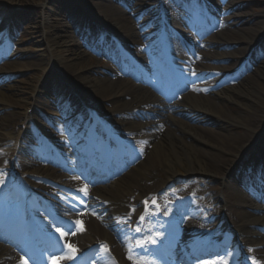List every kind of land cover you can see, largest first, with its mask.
Wrapping results in <instances>:
<instances>
[{
	"label": "bare ground",
	"instance_id": "6f19581e",
	"mask_svg": "<svg viewBox=\"0 0 264 264\" xmlns=\"http://www.w3.org/2000/svg\"><path fill=\"white\" fill-rule=\"evenodd\" d=\"M18 2L21 5H31V7H43L44 12L39 17L41 23L45 24L46 36L50 38L44 45L48 48L52 62L60 60L56 49L60 46L62 36L57 34V31L66 25L64 20H84L88 22L89 19L99 20L97 17L107 15L108 20L113 22L111 17L113 15L117 22L126 23L123 28H116L115 30L127 40H131L134 37L136 42L137 33L134 31L132 19L125 16L124 10H121L112 0H93L94 5L90 6L94 9L93 16L88 13L83 14V11L86 10H82L73 1H69L68 10L64 13L62 10L59 12L60 2H64L61 0H18ZM17 5V0H0V16L3 15V22L1 23H5L6 19H11L9 34H13L14 38L15 34L17 35L19 32L18 26L27 17L26 15H21L22 13L18 9L14 12L6 8H17ZM205 7L208 9V25H202L192 18L191 15H188L187 7L184 11L177 12V15L179 14L177 16L179 17V23L182 26L181 30L187 34V38L190 41V50L193 53L194 49L198 50L199 54L196 55L198 64H205L208 59L217 63H227L225 66L219 65L215 67H210L211 65L208 64V68L201 71L203 76H219L221 78L222 74H219L220 68L233 69L234 73H232V76L231 74L227 75L235 86L228 87L224 83L219 85L215 79L208 81L207 91L200 90L197 85H191L188 90L189 95L186 97V103H176V107L172 108V110L186 115L195 124L179 120L171 114L169 115L165 112L167 110L170 111L169 106L158 103L152 97L145 96L144 89L140 87L124 88L119 83H106V80L96 78L93 72L90 73L89 69H92L90 63L85 64V60L90 58V54L81 48L78 39L72 38L70 40L69 44L71 47L69 51L71 59H79V62L80 59H83V62L79 63L82 67H78L77 70L83 73L89 72L91 76L95 77L81 74L79 75L80 79H77L84 83L81 88H89L97 95L87 94V96L92 98V100L105 99L107 102L112 101L113 105H115L106 111L110 113L108 116L119 130L127 129L129 124L127 118H130L132 113L125 111L130 108L134 109V107L141 109L145 116L149 113H153L154 116H160L159 121L166 126L165 129L155 130L149 122H140L139 125H136L140 127L136 130L139 134H135V136L142 135V141L145 144L149 141V149L147 151L149 162L141 163V166L136 169L137 173L141 172V178H134L136 173L131 172L125 178L120 179L114 187L108 188L106 191L103 190L105 187L97 189L94 194L105 201L111 202V205L106 207L110 214H121L125 211L122 206L129 204L133 198H139L138 193H142L143 198L150 193H155L163 185L173 182L178 177L196 174L203 176L208 179L205 181L208 185V191H203L199 196L190 194L184 198L179 197L180 200L177 201L180 207L178 218L187 221L185 225L186 231L188 228H197L196 235L190 237V240H194L198 247L191 246L192 250L199 252L201 248H205L208 249V253L222 249L224 251L222 255L210 256L207 260L197 261L196 264H204V262H207V264H220L221 260L226 262V264H236L238 256L230 254L227 248L219 247L221 244L231 241L230 238L224 236L221 228L218 229L216 227V225L221 226V224L226 226V221L222 218L223 215L239 220V224H235V230L241 231L239 230L241 228L252 242L264 244V239H254V236L261 232L260 230L264 231V215L261 214L264 208L262 205L250 206L245 204L246 199H248L246 191L252 185H256L264 192V57L260 58L258 55L264 54V16L254 15L242 10L243 7L241 5L228 1L203 0L202 8L200 9H205ZM234 8L240 9L239 13L228 16ZM193 10L198 12L196 8H193ZM173 15H176V12H173ZM212 25L221 26L222 33L212 36L210 38L211 42L202 41V35ZM95 35H97V32L92 34V36ZM259 40L260 43L256 46L255 42ZM7 42L12 43L11 40H7ZM225 48L230 51L224 52ZM182 59L186 60L185 57ZM42 61L45 60L41 59L40 62ZM43 64L44 62L41 63V65ZM5 65L11 66L0 69V72L8 70L13 72V68H24L21 63L11 60ZM64 67H69V65L65 63ZM181 77L192 81L186 74H182ZM114 86H116L115 89L113 88ZM127 95L131 96L130 101L121 100L122 97ZM5 102H7L6 93L2 86V88L0 87V103ZM42 103V98L34 97L28 103V108L33 107L32 114H28L27 107L20 116H17L15 112L7 114L9 131L5 130L0 135V150L10 152L12 156L8 153H3L0 155L1 161H8L9 157L15 156L18 150L20 132L23 131L24 134L34 133L39 119L33 114L36 115L39 110L38 105ZM158 104L160 107L154 108ZM230 110L239 112V116L234 119L229 114ZM133 114L136 115V113ZM200 119H202L201 122H199ZM30 122L31 125L29 124ZM176 124L177 128L175 129L173 125ZM16 126H19V134L11 132L12 128ZM233 129L236 131L233 132ZM187 130L197 137V140L187 138ZM262 141L263 146L260 148ZM150 146H152L151 149ZM253 147H255L253 153L256 155L255 159L252 160L254 161V168H241L246 150H250ZM15 158L17 159V156ZM258 158L259 160H257ZM37 161L41 162V159L35 161L28 159L23 163L17 162L16 166L18 170H21L20 173L25 172L33 177L45 176L46 183L51 179L62 184V182L54 179H61L62 175L56 174V169L51 166L46 165V173L42 172L40 168L31 169ZM157 168H161L165 177H161L157 184L150 187L143 186L141 181H155L156 176L153 171ZM51 172L53 176L50 175ZM211 173H216V177H210ZM11 179L5 172H0V181H2L0 187L11 183ZM218 179L224 185V191L223 195H216L214 199L219 201L224 199L225 201L223 202L227 206L221 212L218 211L216 203H212L209 198V194L214 191V183H217ZM40 186L44 188L38 180H28L26 189H34V187ZM0 202L1 207L6 208L7 197L1 193ZM62 206L64 209H68L70 205L64 204ZM248 207L253 209L255 213L246 210ZM167 210L171 211V207H168ZM158 211L156 210L155 214H158ZM189 216H192L193 219H189ZM240 216L244 222H241ZM75 218L83 222V228L86 231V234L80 238L81 241L95 244L97 237L100 240H110L108 232L100 228L99 224L94 221H88L89 224H86L83 212L75 214ZM194 219H197V221ZM177 230L178 225L173 229H169L168 224L163 219H159L156 223L143 224L137 239L125 238V246L121 250L118 248L114 249L113 252L119 256L123 264H142L144 260L156 264L155 260L137 254L134 251V247L148 249L149 246H153L155 249L156 247L151 243V240L157 238L164 241V245H168L173 242V235H176ZM34 233L36 232L33 231ZM222 236L223 239L221 240ZM240 243L244 244L245 242L240 239ZM177 248L181 249L182 245ZM130 250L131 259L129 258ZM171 252L175 253L174 249ZM157 253H159L158 250ZM258 253L264 255V250ZM96 262L98 264H110L111 260L102 255L96 258Z\"/></svg>",
	"mask_w": 264,
	"mask_h": 264
},
{
	"label": "rangeland",
	"instance_id": "374dc122",
	"mask_svg": "<svg viewBox=\"0 0 264 264\" xmlns=\"http://www.w3.org/2000/svg\"><path fill=\"white\" fill-rule=\"evenodd\" d=\"M61 1H64V2H60L59 12H60V10H62V12L64 13L67 10V7H68L67 5H68L69 1H75L76 3H78V5L80 7H84V6L87 7L86 11H88V12H90V14L94 15V11H93L94 9H92L90 7V6L94 5L92 2L93 0H91V1L90 0H61ZM118 1L120 2V0H118ZM126 1H128V0H124L123 3L120 2V4H121L120 6L123 8H127L125 5ZM141 1H142V3H144L145 0H139V2H141ZM148 1L151 2L152 0H148ZM157 1H158L157 2L158 7L161 6L163 9H165L167 11L168 18L173 21L175 18L171 12H173V11L179 12L180 10H182L181 7L183 5H185L186 2L189 0H157ZM190 1L197 4V5L200 2L199 0H190ZM226 1L234 2L236 4H240L243 7L242 10H246V11H248L254 15L264 16V0H226ZM132 2H136V1L132 0ZM17 4H18L16 6L17 8H14V7H6V8L8 10H11V11L13 10L14 12H16V9H18L22 13L21 15H26L27 17L25 19H23V21L18 26L19 32L15 36V42L13 44L7 43L5 45V42L7 40V34L6 35L3 34L5 31H8V29L11 28V19H6L5 23H1V22H3V15L0 16V18H2L0 21V43H2V47L0 49V69L8 68L11 66V65H5L4 64V63L8 62L7 61L8 59H10L13 62H19L22 64V66L24 65V68H22V69L13 68V72H11L12 70L0 72V87L2 88V86H3V90L6 93V101H7L5 103H0V135H2L3 132H5V130L9 131L7 114L15 112V113H17V116H20V114L25 110V108L28 107V103L30 102L31 99H33L34 97L45 98L44 96L46 94L50 95L49 91L52 88L54 83H57L60 86L63 85V87L65 89L70 88V90H72V91H68V93L74 92L78 96H81V97L83 96L82 99H84V100H85L86 94H92L94 96H97L95 94V92H93L89 88H80L84 85V83L77 80V79H80L79 75H81V74H85L88 76H91V74H89V72L83 73L82 71L80 72L79 70H77L78 67H82V65H80L79 63L83 62V59H80V62H79V59L73 60L70 57L71 54H70L69 49H70L71 45L69 43H70V40H72V38H75V37L72 34L73 32H72V28H70L71 24L69 23V21L64 20L66 25L62 29L57 31V34L62 36L61 40H60V46L56 49L58 51V56H60L59 57L60 60H58L56 62H52L50 60L51 57L49 55L48 48L44 45V44H46V42H48V40L50 38L48 36H46L45 24L41 23L40 17H39L44 12L43 7H41V6L31 7V5H27V4L21 5V4H19L18 0H17ZM131 8L133 11L134 8L133 7H131ZM137 10H140V12H141V8H138ZM239 11H240V9H234L233 13L237 14V13H239ZM130 14H131V9L128 11L127 17H131ZM102 16L104 17V18H102V20L108 19L107 15H102ZM111 17L113 19V23L117 27H120V28L123 27L124 24L117 22L115 20V16L111 15ZM207 18H208V15L205 14L201 18L202 23H204ZM215 29H217V27H213V28L209 29L205 34L207 35V34L211 33L213 30L215 31ZM211 37H212V35L208 36V38H206V41L210 40ZM112 40L118 41L123 45H125V41H126L125 38L117 37L115 35H114V37L112 36ZM176 40H179V38ZM259 42L260 41H257V43H259ZM79 44L81 45V48L85 52H88L90 54V58L85 60V64L90 63V66L92 67V69H89L90 73L93 72L94 76H96V78H98L99 80H106V83H116L117 77L116 76L111 77L107 73V71L110 70L111 74H113V72L111 71L112 70L111 68L114 67V63H113L114 61L111 60L112 62L109 61L110 63L108 64V63H105L100 57V56H102L104 58L107 56L113 57L115 54L110 53V52H106L103 49H99V47L97 45L91 46L90 44H85L83 42H80ZM146 47H147V49L150 50L151 56L155 57L156 56L155 55V46L147 45ZM181 51L186 54L187 53V47L182 45ZM11 55H14L13 58L11 57ZM41 59L45 60V61H42V62H44L43 65H41L42 62H40ZM157 60L158 59H156V61ZM38 62H40V63H38ZM65 63L69 65V67H66L67 69L64 67ZM64 69H66L67 71ZM225 71H227V70H225ZM100 72H102L103 74ZM1 75H5V76H1ZM91 77H93V76H91ZM93 78H95V77H93ZM77 81L79 82L78 84H77ZM113 88L115 89L116 86H114ZM121 99H123L125 101L130 100L127 96L122 97ZM79 101L81 102V100H79ZM92 103L93 104L97 103L98 106L102 105L101 107L104 110L115 106V105H113L112 101L107 102L105 99H99V101L92 102ZM41 108H45V106H42ZM76 108L77 107H75V109ZM46 109H47V107H46ZM30 111H31V108L30 109L28 108L27 112H30ZM47 114H49V108L47 110L46 115ZM229 114L234 119L237 116H239V112L232 111V110L229 111ZM74 115H76V114H74L72 111V113L71 112L68 113V116H63V117H61V115H59V114H57L56 116L55 115H50V116L47 115V117L44 116V119H43L44 123L42 124L41 132L43 133L45 129H46V132L52 131L51 129H53L54 126H53V124H52L53 122L51 120H53L55 122L57 132H62L64 127H65V124H66V127L73 125V126L78 127V128H87V123L85 122V120L87 119V116L83 115L82 117L75 119ZM179 118L184 120V121L189 122V119H187V117H185L183 115L179 116ZM201 120L202 119H200L199 122H201ZM190 123L195 124V122L193 123L192 121H190ZM234 127H235V125H234ZM18 128H19V126H16L15 128H12V131L11 130L10 131L13 134L17 133ZM235 131L236 130L233 129V132H235ZM74 132H76V131H74ZM186 134H187V138H189V139L195 138V136L192 135V133H190L188 130L186 131ZM54 135H57V134L54 133ZM30 140L34 141L35 145H39L36 142V138H30ZM260 144H263V141ZM24 147L28 148L27 149L28 152H29V150L31 151V148H29L28 146L24 145ZM71 147L74 149V152H75V150H76L75 148H77V146H75V144L72 143ZM254 149H255V147L251 148L250 150H246L244 157L242 159L243 160V163H242L243 166L250 165L248 162L255 158V154L253 153ZM52 153H54V156L56 158L62 160L60 153H58L56 151L54 146L52 147ZM21 155L23 158H26L27 156H31V154H26L25 151H21ZM68 157H70V160L73 161V155H68ZM145 162H148V160L146 159ZM10 167H12L11 164H5V166L3 168H5L7 171H9ZM159 172H160V174L162 173L161 170H159ZM154 174H155V176L158 177L157 170L154 171ZM210 177H216V173H211ZM191 178L194 179L195 176H193ZM119 179H121V176L117 180L112 179V178H106L105 179V181L107 182L106 187H110V188L114 187L115 184L119 181ZM199 180H201V183L197 185L198 189L202 188V182L204 183V179L200 178ZM156 181H158V178ZM99 183H101V182H99ZM143 183L146 184L145 182H143ZM99 187H101V186H99ZM223 188H224V185L218 179V182L214 186V193L213 194L214 195L216 193L222 194ZM180 191H183V189H180ZM14 193L17 194V191L14 190ZM249 194H248V198H249ZM39 195L43 196L42 191L39 193ZM45 195L46 194H44V196ZM8 196H9V198H11L10 200H12L11 203H13V205L18 203V202H15V200L21 199V195L19 197V194L17 197L18 199H12L11 193H9ZM256 198L257 197H255V199ZM251 200L252 199H250V201L248 200V203L253 204L254 202ZM260 202H263V200H261ZM37 203H39V202H37ZM220 204H221V202H220ZM250 204H248V205H250ZM222 206H223V204H221V207ZM246 209L251 210L249 208H246ZM100 226H102V225H100ZM102 227L105 228V226H102ZM257 235H258L257 238L261 239V236L264 234L259 233ZM12 238H13L14 242H11V240H6L5 238H2L0 240L4 241L5 244L18 246L19 242H16L17 240H15L17 238H15L14 236H12ZM0 247H2V246H0ZM249 251H250L249 248L246 249V253H244V254L247 255V253ZM255 260H259V259L256 258Z\"/></svg>",
	"mask_w": 264,
	"mask_h": 264
},
{
	"label": "snow or ice",
	"instance_id": "6c2138e0",
	"mask_svg": "<svg viewBox=\"0 0 264 264\" xmlns=\"http://www.w3.org/2000/svg\"><path fill=\"white\" fill-rule=\"evenodd\" d=\"M0 183H2V181H0ZM85 194H87V193L85 192ZM153 203H155V201H153ZM145 204H147V201L145 202ZM133 211H134V209H133ZM140 219H141V221H143L144 217L141 216ZM56 231L59 232V234H60V236L62 238L65 237V236H67V235H69V234H73V235L75 234L74 232L71 231V229H69V231L65 232V231H61L59 228H57ZM137 231H139V229H137ZM151 243H153V244L156 243V240L155 239L151 240ZM66 246H68V245H66ZM68 247H70V246H68ZM101 247H105V246L102 245ZM64 258H67V259H75V254L73 253V255H69L67 257H61V259H64ZM129 258L130 259L132 258V256H131V250H130ZM50 260H51V258H50ZM23 264H27V262L24 261ZM142 264H152V262L151 261L144 260V261H142ZM204 264H207V262H204ZM220 264H226V262H224V261L221 260L220 261Z\"/></svg>",
	"mask_w": 264,
	"mask_h": 264
}]
</instances>
